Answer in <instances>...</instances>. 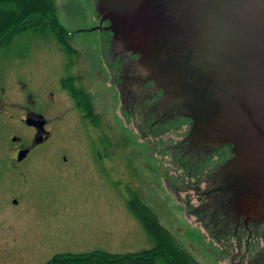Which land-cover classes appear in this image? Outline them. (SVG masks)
Segmentation results:
<instances>
[{"label": "water", "instance_id": "95a60500", "mask_svg": "<svg viewBox=\"0 0 264 264\" xmlns=\"http://www.w3.org/2000/svg\"><path fill=\"white\" fill-rule=\"evenodd\" d=\"M94 6V18L108 22L115 57L136 56L129 81L139 102L152 101L143 90L151 82L162 107L179 111L154 127L143 107L130 118L123 103L117 111L141 134L138 140L148 141L150 155L164 157L155 176L204 238L221 255L227 251L224 261L215 259L260 264L264 242L247 247V236L238 240L221 203L245 225L264 220V0H96ZM104 61L115 69L105 55ZM187 137L198 153L183 156L179 145ZM216 172L226 199L206 193Z\"/></svg>", "mask_w": 264, "mask_h": 264}, {"label": "rangeland", "instance_id": "374dc122", "mask_svg": "<svg viewBox=\"0 0 264 264\" xmlns=\"http://www.w3.org/2000/svg\"><path fill=\"white\" fill-rule=\"evenodd\" d=\"M52 1L66 37L77 50L71 57L98 70L99 79L91 86L103 130L98 161L94 170L82 167L75 177L50 181L48 193L45 172L31 179L24 191L20 188L24 178L5 175L6 167L0 164V264H45L63 252L126 254L150 249L154 241L128 205L135 198L156 214L197 264H222L215 257L224 261L227 251L221 255L214 240L204 238L202 229L185 215L184 204L155 176L164 157L158 160L150 155L148 141L138 140L141 134L126 126L117 112L122 103L120 93L115 85L106 84L111 77L103 52L108 32L80 30L100 26L94 18L96 0ZM64 50L53 38L30 30L15 34L0 46V81L15 76V100L37 101L48 90L46 83L57 71L59 58L67 55ZM12 198L22 199L21 206L13 205ZM155 264L164 263L157 260Z\"/></svg>", "mask_w": 264, "mask_h": 264}, {"label": "flooded vegetation", "instance_id": "af4514ba", "mask_svg": "<svg viewBox=\"0 0 264 264\" xmlns=\"http://www.w3.org/2000/svg\"><path fill=\"white\" fill-rule=\"evenodd\" d=\"M98 19L101 23L100 29L108 32L103 40L105 59L110 63L115 62V69L107 68L114 80L108 81V86L117 87L121 101L128 110V118L132 117V112L138 111L139 107H143L142 114L153 115L150 124L152 127L155 123L168 120L170 116L173 118L179 111L162 107L161 92L154 93L150 88L151 82L147 83L143 90L146 98H151L152 101L147 107L139 102L129 81V73L136 56L128 54L115 57V51L110 50L112 33L106 29L108 22H101L100 17ZM88 29L82 28L81 32L87 33ZM74 50L77 51L75 48ZM73 55L65 54L59 58L57 71L49 76L46 83L48 90L44 91L37 101L30 98L15 100V76L9 77L11 80L0 81V164L6 167L5 175L14 173L15 177L20 175L24 178L25 183L20 186L24 191L27 190L31 179L45 172L49 176L45 186V192L48 193L51 190L50 181L75 177L82 167L87 171L94 170V164L98 161L96 153L100 132L103 130L99 125L100 114L95 110L91 89L93 81L99 79L98 70L86 66L80 58L76 60L71 57ZM116 70L120 72L117 80ZM183 140L184 143L179 145L183 156L189 151L191 155L198 153L190 148L188 137ZM214 177L210 182L213 187L206 193L225 198L227 193L218 182L220 172H216ZM21 201L22 199L18 198L11 199V203L16 207H19ZM230 220L234 224V235L238 240L247 236V247H251L255 240L264 242V220L247 225L241 219ZM226 227L224 225L223 230ZM262 255L264 257L259 251L258 257L262 260L260 264H264ZM249 264H256L255 260Z\"/></svg>", "mask_w": 264, "mask_h": 264}, {"label": "trees", "instance_id": "16d2710c", "mask_svg": "<svg viewBox=\"0 0 264 264\" xmlns=\"http://www.w3.org/2000/svg\"><path fill=\"white\" fill-rule=\"evenodd\" d=\"M52 2V0H0V46L10 41L15 34L30 30L45 38H53L67 54L75 52L66 37L67 30L57 19ZM214 178L212 176L211 180ZM227 196L228 194L224 199ZM128 205L153 239L152 248L126 254H111L102 250L76 254L63 252L53 255L45 264H155L157 260L164 264H197L144 202L135 198L129 201ZM227 205L223 200L221 209L227 213L229 219H232Z\"/></svg>", "mask_w": 264, "mask_h": 264}]
</instances>
